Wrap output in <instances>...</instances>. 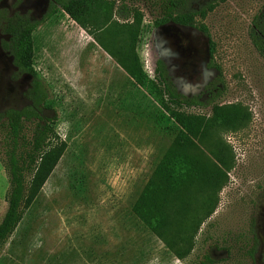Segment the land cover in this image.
<instances>
[{
    "label": "rangeland",
    "instance_id": "rangeland-1",
    "mask_svg": "<svg viewBox=\"0 0 264 264\" xmlns=\"http://www.w3.org/2000/svg\"><path fill=\"white\" fill-rule=\"evenodd\" d=\"M47 1L0 0V7L41 18ZM116 2L143 14L136 52L145 72L153 76L156 60L163 59L179 91L200 92L215 75L206 67L207 38L195 27L155 26L156 0ZM262 10L264 0H223L196 20L208 28L213 61L226 84L219 102L236 105L245 119L235 131L216 132L225 145L221 167L227 181L184 259L174 257L131 211L177 127L67 15L58 12L40 24L34 31V63L52 104L44 114L55 118L66 148L2 245L0 264H196L205 253L215 264H264V57L249 36L252 19ZM3 39L0 30V110L27 104L30 80L15 75ZM209 110L189 109L205 115ZM7 188L0 161V221ZM254 243L252 259L245 251Z\"/></svg>",
    "mask_w": 264,
    "mask_h": 264
},
{
    "label": "trees",
    "instance_id": "trees-1",
    "mask_svg": "<svg viewBox=\"0 0 264 264\" xmlns=\"http://www.w3.org/2000/svg\"><path fill=\"white\" fill-rule=\"evenodd\" d=\"M159 14L155 26L174 23L197 28L208 42L206 67L215 75L195 94L178 90L163 59L155 62L153 76L142 68L136 52L143 14L116 0H48L47 12L35 18L28 12L0 7L2 48L10 55L15 75L30 80L24 91L28 103L0 110V161L8 179L7 208L0 221V249L20 223L63 155L66 142L55 128L48 88L35 67L34 31L58 12L84 29L92 39L153 99L159 110L177 127L161 159L134 201L131 211L177 259H184L195 246L202 223L218 202L227 176L221 165L224 144L215 137L220 129L235 131L245 115L236 105L219 102L226 91L221 68L213 61L214 42L204 19L223 0H156ZM250 39L264 57V10L254 16ZM209 107V115L189 109ZM33 124V127H30ZM29 129V133H27ZM31 131V132H30ZM253 241L256 238L251 226ZM254 259L255 243L245 251ZM196 264H215L204 254Z\"/></svg>",
    "mask_w": 264,
    "mask_h": 264
},
{
    "label": "flooded vegetation",
    "instance_id": "flooded-vegetation-1",
    "mask_svg": "<svg viewBox=\"0 0 264 264\" xmlns=\"http://www.w3.org/2000/svg\"><path fill=\"white\" fill-rule=\"evenodd\" d=\"M205 86V85H204Z\"/></svg>",
    "mask_w": 264,
    "mask_h": 264
}]
</instances>
